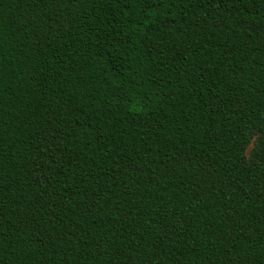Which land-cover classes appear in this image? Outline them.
<instances>
[{
    "label": "trees",
    "instance_id": "1",
    "mask_svg": "<svg viewBox=\"0 0 264 264\" xmlns=\"http://www.w3.org/2000/svg\"><path fill=\"white\" fill-rule=\"evenodd\" d=\"M0 264H264V0H0Z\"/></svg>",
    "mask_w": 264,
    "mask_h": 264
}]
</instances>
